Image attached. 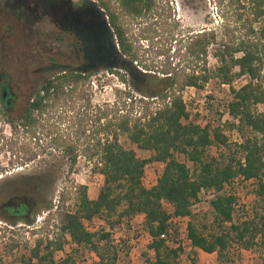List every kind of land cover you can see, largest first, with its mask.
<instances>
[{"label":"trees","instance_id":"16d2710c","mask_svg":"<svg viewBox=\"0 0 264 264\" xmlns=\"http://www.w3.org/2000/svg\"><path fill=\"white\" fill-rule=\"evenodd\" d=\"M93 1L103 13L119 56L130 63L136 62V51L121 20L140 19L150 10L153 0ZM245 1L249 20L241 22L237 17L229 21L222 17L218 36L213 30H200L183 37L170 58L173 64L166 58L155 68L153 75L146 67H142V72H132L122 66L120 75L108 71L140 97L126 98L129 106L135 101L142 106L136 118L120 113L112 123L106 121L104 115L98 116L97 122L104 120L100 127V132H103L101 139L77 145L85 133L80 121L74 138L59 137L53 141L65 162L66 173H70L78 157H82L92 164V172L102 179L94 200H88L85 187L75 186L72 188V210L67 211L68 193L61 190L53 211L48 209L46 214L51 232L54 230L61 236L66 235L83 253H93L97 264H116L118 251L111 245L108 233L89 234L85 231L82 222L92 219L100 220L108 231H112L135 216H142L141 229L150 238L146 249L152 254V259L145 264H178L181 250L167 247L165 240L160 239L166 235L172 218L188 217L185 230L190 247L203 254H215L218 264H233L230 251L253 252L258 245L264 248V88L261 86L264 80V44L260 42L264 36V25L256 29L259 38L255 37L256 31L252 28L263 14L264 0ZM210 50L216 64L212 72L206 65ZM84 73L83 70L61 71L44 80L26 102L22 115L16 121L8 119L12 134L18 130L30 133L39 125L40 116L51 104L64 97L74 98L79 84L90 76V73ZM238 77H245L247 82L235 91L230 89V100L225 110L228 118L237 122L235 130L241 144L233 145L234 150L230 151L219 129H209L208 125L199 127L188 120L180 94L186 88L202 91L210 80L229 88ZM4 106L0 96V117L3 118L9 110L5 108L3 111ZM257 107L260 112H257ZM224 125L227 129L231 127L228 123ZM119 137H124L135 149L149 153V158L139 160L131 150L121 148ZM212 146L225 148L226 157H208L206 151ZM235 153L240 155L242 164L235 159ZM148 163L162 164V169L155 185L144 190L140 179ZM236 178L244 182L253 181L255 198L250 210L245 211L244 207L240 210L238 217H245L241 221L237 220L238 217L233 221L236 199L225 189ZM32 193L39 196L41 192L38 189ZM200 193L211 194L207 201L210 217L206 223L195 221L190 213V207L198 201ZM162 204L170 207L169 214ZM19 220L17 222L23 224L30 222ZM0 221L8 225L16 222L3 217ZM61 247L59 237L53 241L46 237L37 239L27 258H21L20 262L75 264L70 256L53 260V253L60 251ZM191 254L195 256V253ZM195 263V259H188V264Z\"/></svg>","mask_w":264,"mask_h":264},{"label":"rangeland","instance_id":"374dc122","mask_svg":"<svg viewBox=\"0 0 264 264\" xmlns=\"http://www.w3.org/2000/svg\"><path fill=\"white\" fill-rule=\"evenodd\" d=\"M235 1L153 0L150 10L140 19L121 20L137 54V61L130 63L119 56L103 13L93 0H0V83L12 95L9 96V110L4 118L0 117V204L14 198L36 204L29 224L15 222L8 225L0 221V264H21L20 259L27 258L33 242L44 237L50 241L59 237L62 247L65 246V235L61 236L54 230L51 232V223L46 219L48 209L53 211L61 190L68 193L65 205L67 211L72 210V188L75 186L85 187L88 200H94L102 179L92 172V164L78 157L73 170L66 173L65 162L53 141L59 137L74 138L76 125L81 121L85 133L77 145H82L85 141L102 138L100 127L104 120L97 122L98 116L104 115L106 121L112 123L120 113L128 114L131 119L138 116L142 106L136 101L129 106L126 98L140 97L108 71L120 75L123 73L120 70L122 66L132 72H139L142 67H146L153 75L155 68L164 63L166 58L168 63L173 64L170 58L183 37L200 30H213L218 36L217 29L222 17L229 21L240 17L241 22L250 19L246 1ZM259 25H264V10L252 28L256 31ZM257 33L258 30L255 37L259 38ZM260 42L264 44V36ZM210 55L211 50L208 51L206 65L212 72L216 64ZM79 70L90 73V76L79 84L74 98L64 97L51 104L40 116L39 125L30 133L18 130L12 134L7 125L8 119L16 121L22 115L26 102L44 80L61 71ZM246 82L245 77H238L228 88L210 80L202 91H195L192 102L186 104L188 120L199 127L208 125L209 129H227L223 115L230 100L229 91L239 89ZM261 86L264 88V80ZM260 111L257 107V112ZM118 143L124 150H131L139 160H147L150 156L129 145L124 137H119ZM227 146L230 151L234 150L233 146ZM206 155L225 158V148L212 146ZM235 159L240 160V155L235 153ZM186 166L189 168V164ZM161 168L159 163L146 164V177L154 180ZM238 184L240 190L232 192L236 199L233 221L243 207L248 211L255 202L253 183ZM38 189L41 193L36 196L32 191ZM228 193L231 191L228 190ZM208 197L200 196V204L192 210L195 221H209ZM46 205L50 208H45ZM163 209L170 212L166 204H163ZM134 218L130 222L131 226L125 224L124 240L117 248L116 264H145L152 259L144 239H141L142 248L133 257L127 255L128 242L137 238L136 233L142 230V218ZM172 226L177 231L182 229L184 223ZM85 228L92 234L108 231L98 219H92L91 225ZM177 236L178 233L175 238ZM13 245L14 248L11 247ZM230 252L233 264H264V248L260 245L255 251L241 256ZM65 256H70L75 264H93L88 253H83L80 248H64L61 255L54 252L52 258L59 261ZM191 258L194 259L191 252L185 253L178 264H188ZM202 261L218 264L210 258H203Z\"/></svg>","mask_w":264,"mask_h":264},{"label":"built area","instance_id":"2783aa9c","mask_svg":"<svg viewBox=\"0 0 264 264\" xmlns=\"http://www.w3.org/2000/svg\"><path fill=\"white\" fill-rule=\"evenodd\" d=\"M194 92H195L194 89H192V88H186L180 94L181 102H182V104H183V106L185 108H186V104H189V103L192 102V100H193V93ZM186 95H187V98H186ZM223 119L231 127H230V129H222V130H220L221 135L223 137H225L226 144L227 145H231V146L236 145V146H238L239 144H241V140H240V138H239V136H238V134L236 133V130H235V127L237 125L236 120L229 119L228 116H227L226 111H225V113L223 115ZM242 163H243L242 160H240V164H242ZM98 177H100V176H98ZM157 178H158V176L154 180L149 179L148 177H146L145 172H144V169H143V173H142V176H141V179H140V185H141V187L144 190H149V189H151L155 185ZM238 183H241V184L251 183L252 184L253 181L244 182L241 179L236 178V179H234L231 182V184L229 185V187H227L225 189L227 191L228 190L231 191V193H229V194H231V195L234 196V194L232 192L237 193L240 190V188H241L240 187V184H238ZM203 195H207V197H208L209 194L200 193L199 194V197H198V201L193 206L190 207V213H192V210L194 208H196V206H198L200 204L199 199H200V196H203ZM210 198H211V194L209 195L208 200ZM162 207H163V204H162ZM234 209H236V206L234 207ZM244 210L247 211V209H245V208H244ZM170 212H171V209H170ZM166 213H168V212H166ZM139 218L141 219L142 216H139ZM244 219H245V217H241V218L238 217L237 220L238 221H241V220H244ZM132 221H133V219L128 222L129 223L128 224L129 226H131L130 222H132ZM188 222H189V218L188 217H184V218H172V219H170L169 223H171L172 225L179 226L180 223H184V226L182 227V229H178L177 231H175V227H173L171 225V226H169V228H168V230L166 232V235L160 237V239L165 240V245L167 247H169L171 249L179 248L181 250V253L179 255L178 261L181 259V256L183 254L190 253L193 250L190 247L189 242L186 240V230L185 229H186V224ZM82 223H83V227H84L85 231L88 232L89 234H92L89 230H87L85 228V226L91 225L92 220H90L88 222L84 221ZM125 224H120L117 228H115L112 231H106V233L109 234V239H110L111 245L113 247H115V248H119L121 246L123 240H124V236L123 235H124V232H125V230H124L125 229ZM176 232L178 233L177 238H175L176 237V234H177ZM136 235H137V238H135L134 240H130L128 242V245L129 246L127 248V255L129 257H133L135 255V253L142 248L141 247V243H142L141 239H144L145 246H147L150 243V238L147 236V234L143 230H140V232H137ZM64 237H65V246L61 247V250L60 251L56 252L57 255H61L62 252H64V248L65 249H68V250H71L73 248H76L69 241V239H68V237L66 235ZM88 255H89V257L92 258L93 264H97V259H96L95 255L93 253H88ZM83 264H85V263H83Z\"/></svg>","mask_w":264,"mask_h":264},{"label":"flooded vegetation","instance_id":"af4514ba","mask_svg":"<svg viewBox=\"0 0 264 264\" xmlns=\"http://www.w3.org/2000/svg\"><path fill=\"white\" fill-rule=\"evenodd\" d=\"M0 96L1 98L6 99L5 106L2 107L3 111L5 108L9 109V104L11 98H9L10 92L7 87L0 83ZM25 108V107H24ZM8 111V110H7ZM36 204L31 203L30 201H24L23 199H8L6 203L0 204V217L8 219L9 221H20L21 220H30L33 210L35 209ZM23 223V222H22Z\"/></svg>","mask_w":264,"mask_h":264},{"label":"crops","instance_id":"0c3cea01","mask_svg":"<svg viewBox=\"0 0 264 264\" xmlns=\"http://www.w3.org/2000/svg\"><path fill=\"white\" fill-rule=\"evenodd\" d=\"M158 176H159V175H158ZM191 253H195V256H194V259H195V262H196L195 264H208V262L205 263L204 261H202L203 258H210V260L212 259L213 262L218 263V262L216 261V256H215V254L207 255V254H203V253H201V252H198V251H196V250H192ZM248 253H251V252H248V251H237V254H239V256H241V255H243V254H248ZM210 264H212L211 261H210Z\"/></svg>","mask_w":264,"mask_h":264}]
</instances>
